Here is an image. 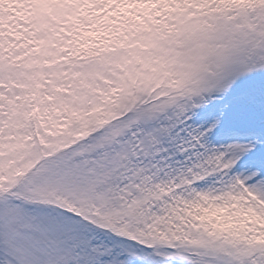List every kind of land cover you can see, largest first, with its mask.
Here are the masks:
<instances>
[{
    "label": "snow or ice",
    "instance_id": "1",
    "mask_svg": "<svg viewBox=\"0 0 264 264\" xmlns=\"http://www.w3.org/2000/svg\"><path fill=\"white\" fill-rule=\"evenodd\" d=\"M27 3L32 12L23 37L9 42L0 32L6 86L24 83L20 74L34 71L33 58L64 33L74 42L99 38L115 23L114 12L128 22L131 8V16L146 19L152 36L145 43L157 46L179 87L142 96L93 143L41 159L0 187V264H264V10L243 13L238 0ZM229 4L233 11L223 12ZM0 94L24 95L6 87ZM123 133L135 134L137 161L150 160L148 168L129 166L124 152L105 151ZM20 142L0 116V151L9 153L0 155V174L20 170L8 162L22 153L4 148ZM69 192L88 200L73 208L55 199ZM229 194L241 198L231 212L224 207L235 203ZM202 204L205 213L214 206L210 214L185 216Z\"/></svg>",
    "mask_w": 264,
    "mask_h": 264
},
{
    "label": "rangeland",
    "instance_id": "2",
    "mask_svg": "<svg viewBox=\"0 0 264 264\" xmlns=\"http://www.w3.org/2000/svg\"><path fill=\"white\" fill-rule=\"evenodd\" d=\"M243 13L256 12L257 10H264V0H238L235 5ZM157 10L156 7L151 9L152 12ZM129 13L127 20H124V12L117 14L114 12L110 19L115 20V23L108 27L110 31L97 38L99 40L109 41V47L113 51L121 53V56L116 63L115 75L118 78L120 87L113 89L110 93H105L102 88H96L91 95L88 92H83L75 95V104L78 107H73V112L77 117L74 119L81 128V135H77L76 139L83 141L84 137L91 136L93 133L101 132V130H110V126L128 110L130 106L134 105L142 96L150 95L157 89H171L175 90L179 87L178 83L171 78V74L166 72V61L160 58L157 53V46L149 47L146 41L151 39L152 34L147 31V21L139 13L135 17L131 16V8L126 9ZM197 12L191 14L196 16ZM222 11L232 12L233 5L229 4L222 8ZM32 12V7L27 3V0H0V32L7 34L9 42L17 39V35L22 38L25 31V24L27 23ZM100 14V13H98ZM161 16L164 13L161 12ZM155 20V16H151ZM167 19V17H166ZM82 22H84L82 20ZM171 23H178V18L173 16ZM88 31H95V29H88ZM71 36L64 33L62 37H58L59 42L53 41L49 50L52 48H62L64 41ZM104 47V45H101ZM151 53L152 55H147ZM47 54V53H45ZM57 59L60 56L57 55ZM25 81L22 84H17L15 81H9L12 88H17L23 91L24 95L16 94L15 97H9L6 94H0V116L6 117L9 124L21 136V142L15 147L5 145L4 148H10L11 151H20L22 154L17 157V160L8 162V167L12 168L17 163L20 165V170L12 174H0V187L10 184L13 180L26 175L35 168L36 164L44 158L56 155L69 148L72 140H58L52 142V137L57 136L56 128L63 131V125H53L50 123L46 112V103H52L55 97L44 92L47 87L43 80L47 77L43 73H38L35 70L26 71L20 74ZM123 78V79H121ZM51 83V81H48ZM108 83H116V81H108ZM4 82L0 81V87H5ZM90 90L91 87L89 86ZM61 91H70L61 89ZM11 100V104H9ZM39 106L43 116V123L41 127L42 141L39 143L33 139L30 132L29 120L33 106ZM51 111V110H48ZM56 111H59L58 109ZM77 118V119H76ZM28 134L24 135L23 132ZM15 140V136L9 137ZM8 151H0V155L7 156ZM6 171V170H5ZM78 197H87L84 194L76 193ZM230 205H224L231 212L233 209H238L240 204V197L231 196ZM88 198H83L81 202H87ZM246 203V201H245ZM96 207L91 211L96 212ZM206 205L202 204L200 207H191L185 211V216L190 218L196 215L210 214L214 206H207L208 213L202 211ZM80 208V205L77 206ZM102 216L107 213H101ZM218 215H227V213H218ZM113 222L119 223L118 218L112 217ZM201 223L207 224V221ZM251 223V221H249ZM173 230L174 225L172 226Z\"/></svg>",
    "mask_w": 264,
    "mask_h": 264
},
{
    "label": "clouds",
    "instance_id": "3",
    "mask_svg": "<svg viewBox=\"0 0 264 264\" xmlns=\"http://www.w3.org/2000/svg\"><path fill=\"white\" fill-rule=\"evenodd\" d=\"M74 40V37H70L64 41L62 48H52L50 50L48 48L47 54H38L33 58L37 61L34 70L43 73L47 77L46 80L42 81L47 85L44 92L55 97L52 103H46L45 114L53 125L64 126L63 131L56 128L58 134L51 138L52 142L58 140L75 141L70 144L69 148L84 142L93 143L98 138L97 133H93L91 136L84 137L83 141L76 139L77 135H81L82 132L79 124L74 119L73 107H78L75 104L74 94L88 92L91 95L96 88H102L107 94L120 87L118 78L115 75L117 68L115 61L120 58L121 53L113 51L108 46L110 42L107 40L97 42L95 36H87L85 39L75 42ZM101 45H104V47H101ZM57 55L60 56V59H57ZM48 81H51V83H48ZM108 81H116V83H108ZM5 87L6 91H12L10 87ZM61 89L70 91H61ZM18 91L23 93L20 89ZM57 109L59 111H56ZM128 132H130V129ZM122 136L126 137L122 139V142H117L115 146L108 145L105 151L124 152L129 157L126 161L129 166L138 167L143 165L144 168H148L151 164L150 160L147 163L144 160L137 161V153L133 149L135 134L123 133ZM153 175L155 174L153 173ZM112 183L115 184L116 180L114 179ZM83 198L88 197H78L74 192L55 197V199L61 200L65 204H71L72 207L79 206Z\"/></svg>",
    "mask_w": 264,
    "mask_h": 264
}]
</instances>
